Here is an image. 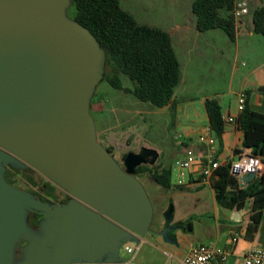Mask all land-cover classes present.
I'll return each instance as SVG.
<instances>
[{
    "label": "water",
    "instance_id": "95a60500",
    "mask_svg": "<svg viewBox=\"0 0 264 264\" xmlns=\"http://www.w3.org/2000/svg\"><path fill=\"white\" fill-rule=\"evenodd\" d=\"M70 7L71 0H0V264H123L124 244L154 235L175 245L170 231L182 229L172 224V207L163 229H150L153 206L136 168L153 166L158 152L142 147L121 166L98 140L90 104L105 51ZM9 167L37 171L70 199L42 201L12 186Z\"/></svg>",
    "mask_w": 264,
    "mask_h": 264
},
{
    "label": "crops",
    "instance_id": "0c3cea01",
    "mask_svg": "<svg viewBox=\"0 0 264 264\" xmlns=\"http://www.w3.org/2000/svg\"><path fill=\"white\" fill-rule=\"evenodd\" d=\"M193 1L171 0L168 14L163 15V9L162 14L148 25L160 28L169 34L173 50L180 64V82L175 89L171 104L166 108H172L179 113L177 128L183 138L182 145L185 147L181 150L183 153L185 149L205 151L208 148L207 144L200 143L198 140L200 135H205L213 140L210 148L214 150L216 158L222 163L230 162L235 160L244 148H247L243 143V132L238 125V117L241 113L237 109L238 94L244 92L249 109L264 115V37L253 32L251 19L252 12L262 5V0H235V3L245 4L248 11L247 14L235 20V38L233 40L235 52L228 57L229 63L226 70L229 73V83L227 91L223 94H213L215 93L213 92L205 95L199 90V96L192 93V84L196 75L200 74L202 62L195 60L193 53L198 50L204 51L208 46H211L210 41L213 40V35H208L212 30L197 31L196 18L191 10ZM247 16H250L249 20L245 19ZM241 45L250 48L252 54L240 58L237 49ZM121 98L120 95L117 100ZM209 98L218 101L225 124V130L218 139L214 138L211 133L205 111V101ZM114 103L111 101L107 109L105 107L100 115L97 138L104 147L111 150V154L117 159L121 155L122 149L126 148L125 142L131 132L126 134V130H128L126 125L118 123L117 119L110 117L113 112L122 109L121 119L126 120L129 114L128 110L121 106L116 107ZM112 107L113 109H111ZM229 118H232L233 121L229 122ZM261 160L264 163V157H261ZM172 177L171 187L164 188L173 208L172 224L189 221L191 226L190 231L182 228L177 229L174 233L177 244L172 246L184 249L182 258L192 246L197 244H213L224 247L233 234L237 235L238 242L235 254L229 258L227 264H234L238 254L252 247L264 248V197L256 203L254 198H247L240 209H226L220 207L215 198L212 184L218 178L216 174L211 177L209 184L190 180L184 187L176 186L175 177L174 180ZM149 180L154 182L152 179H145V182L149 184ZM158 192L159 189L156 187L152 194L153 201L159 198ZM257 213H260V217L258 221H254L253 216ZM161 214L162 220L159 222L157 232L164 227V210ZM205 215H211L209 220L203 218ZM158 239L162 240L160 237Z\"/></svg>",
    "mask_w": 264,
    "mask_h": 264
},
{
    "label": "trees",
    "instance_id": "16d2710c",
    "mask_svg": "<svg viewBox=\"0 0 264 264\" xmlns=\"http://www.w3.org/2000/svg\"><path fill=\"white\" fill-rule=\"evenodd\" d=\"M234 9L235 0H194L191 5L197 31L221 29L231 41L235 38ZM68 15L87 28L105 51L104 81L112 88L132 94L156 108L171 104L180 82V64L166 31L137 23L120 6L119 0H71ZM251 19L253 32L264 37V4L252 12ZM110 63L112 74L106 71ZM120 75L128 78L130 88L123 86ZM205 111L213 137L220 138L225 124L218 101L207 99ZM238 125L243 132L244 146L250 148L253 155L264 157V115L249 109L246 101L238 117ZM107 150L111 153L110 149ZM143 172H150L151 179L159 186L171 187V167H163L159 171L146 166L136 168V175ZM215 174L218 178L212 187L220 207L240 209L247 198H254L256 203L264 197V174L244 188H240L238 181L230 176L228 165L219 167ZM259 217L260 213H257L253 220L258 221ZM38 220L39 217L32 215L29 223L35 227ZM188 222L175 226L191 228Z\"/></svg>",
    "mask_w": 264,
    "mask_h": 264
},
{
    "label": "rangeland",
    "instance_id": "374dc122",
    "mask_svg": "<svg viewBox=\"0 0 264 264\" xmlns=\"http://www.w3.org/2000/svg\"><path fill=\"white\" fill-rule=\"evenodd\" d=\"M171 0H119L120 6L129 12L140 24L150 25L153 20L157 19L160 14L167 15L170 9ZM264 4V0L261 1ZM194 15V14H193ZM249 20L250 16L245 17ZM213 35L210 41L211 46L206 50H198L193 53V58L202 62V69L199 75H196L192 84V93L199 96L201 92L207 94H223L227 91L229 83L228 57L235 52V44L231 41L221 29H215L209 32ZM224 40V41H223ZM240 58L252 54L250 48L241 45L237 49ZM113 66L110 63L107 72L112 74ZM111 72V73H110ZM124 87L130 88L131 82L126 76L120 75ZM121 95V99L117 100ZM114 101L115 106L125 108L129 111L126 120L121 119L120 111H115L110 117L117 119L118 123L126 125V134L131 132L126 140V148L117 157V161L123 166V161L128 153H138L142 147L154 149L158 152L159 157L153 166H146L151 170L159 171L163 167H171L177 158L184 153L183 138L177 128L179 116L172 108H156L148 102H142L132 94L124 93L112 88L106 81L100 83L96 88L90 104V114L94 120L96 132L98 129L100 115L105 107ZM111 107V106H110ZM115 107V108H116ZM113 109V107L111 108ZM134 114H136L134 116ZM124 125V126H125ZM124 150V151H123ZM150 172H143L136 177L143 185L146 193L153 206V218L150 229L157 232L161 212H166L172 204L167 197V191L154 182L147 184L145 179H151ZM6 180L12 186L39 195L41 198L52 203H60L64 200L65 195L62 190L48 182L41 174L33 169L27 170H8L5 174ZM173 175L172 180H174ZM158 187L159 198L152 200V194ZM211 215H205L203 218L209 220ZM162 230V229H161ZM136 247L132 264H180L183 248H177L171 244L160 241L157 236L146 235ZM122 254V252H121ZM124 256V253L122 254Z\"/></svg>",
    "mask_w": 264,
    "mask_h": 264
},
{
    "label": "built area",
    "instance_id": "2783aa9c",
    "mask_svg": "<svg viewBox=\"0 0 264 264\" xmlns=\"http://www.w3.org/2000/svg\"><path fill=\"white\" fill-rule=\"evenodd\" d=\"M247 8L243 3H235L233 11L234 19H239L242 15L247 14ZM246 94L240 92L238 94L237 109L241 112L246 103ZM229 122L233 119L229 118ZM200 143L207 144L205 151H195L193 149H185L183 156L177 158L172 165V174L175 175V185L178 187L186 186L190 180H196L202 184H209L211 177L216 170L222 165L229 166V174L235 178L240 188L246 187L240 178L245 174H253L255 181L264 174V163L260 157L253 155L250 148H244L237 158L230 162H220L210 148L213 140L205 135L198 138ZM238 237L233 234L229 237L226 246H217L213 244H197L192 246L183 256L180 264H227L229 258L235 254V248ZM136 247L133 244H124L120 249V255L127 259L123 264H132ZM124 253V256L121 254ZM234 264H264V248L252 247L240 254L235 259Z\"/></svg>",
    "mask_w": 264,
    "mask_h": 264
},
{
    "label": "flooded vegetation",
    "instance_id": "af4514ba",
    "mask_svg": "<svg viewBox=\"0 0 264 264\" xmlns=\"http://www.w3.org/2000/svg\"><path fill=\"white\" fill-rule=\"evenodd\" d=\"M8 170H11V168L9 167V168L7 169V171H8ZM64 195H65V198H64V200H63L62 202H60V203H64V202H66V201H68V200L70 199V196H69V195H67L66 193H64ZM36 216H37V215H36ZM37 217H38V216H37ZM173 225H177V224H173ZM175 231H176V230H172V231H170V233L174 235Z\"/></svg>",
    "mask_w": 264,
    "mask_h": 264
}]
</instances>
